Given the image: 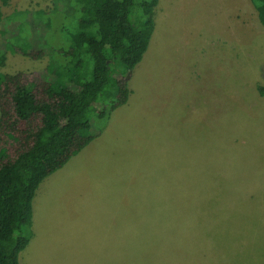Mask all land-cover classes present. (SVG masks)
I'll use <instances>...</instances> for the list:
<instances>
[{
	"label": "rangeland",
	"instance_id": "obj_1",
	"mask_svg": "<svg viewBox=\"0 0 264 264\" xmlns=\"http://www.w3.org/2000/svg\"><path fill=\"white\" fill-rule=\"evenodd\" d=\"M51 10L52 0L0 4L2 21ZM141 14L137 6L136 23ZM154 20L128 82V106L93 122V131L107 132L95 141L93 160L71 184L35 193L36 230L19 264H264V28L257 12L250 0H159ZM33 42L42 50L39 35ZM51 53L38 61L6 53L0 70L37 83ZM98 179L117 182L107 186L114 202L90 204L92 214L80 201ZM86 181L91 189L83 193ZM58 195L67 219L94 221L87 234L83 225L75 235L52 230Z\"/></svg>",
	"mask_w": 264,
	"mask_h": 264
},
{
	"label": "trees",
	"instance_id": "obj_2",
	"mask_svg": "<svg viewBox=\"0 0 264 264\" xmlns=\"http://www.w3.org/2000/svg\"><path fill=\"white\" fill-rule=\"evenodd\" d=\"M10 1L0 4L5 7ZM52 2L49 12L16 13L3 21L0 13V69L6 53L38 61L52 50L47 76L37 73V83L24 81L23 72L0 70V264H19L32 235V202L40 184L99 136L101 127L93 131L94 123L127 103L128 82L148 49L159 4ZM250 2L264 28V0ZM63 5L71 13L59 11ZM137 6L142 12L139 23ZM37 35L42 50L34 47ZM259 93L263 96L264 90L259 88Z\"/></svg>",
	"mask_w": 264,
	"mask_h": 264
},
{
	"label": "crops",
	"instance_id": "obj_3",
	"mask_svg": "<svg viewBox=\"0 0 264 264\" xmlns=\"http://www.w3.org/2000/svg\"><path fill=\"white\" fill-rule=\"evenodd\" d=\"M130 80H131V78H130ZM128 89H129V86H128ZM129 96H131L130 89H129ZM128 100H129V98H128ZM128 104H129V101H127V103L122 107H127ZM122 107H120V108L122 109ZM120 108H118V109H120ZM118 109H116V110H118ZM106 135H107V132H104L103 134L100 133L99 136L96 139H94L86 148H84L77 156L72 158L70 160V162L63 169H61L60 171H58L52 175V178H50V182H51L50 184H47V183H49L47 181L43 185L40 184L41 185V186H39L40 189L38 187L39 191H41V189H43V186H45V185H47V187H48V186H52L53 184H57L59 186V188H61L65 184H67V185L71 184V183H68L71 180V176L75 172H77L78 170H80L82 168L84 162H87V160H89V161L93 160V157L95 154L94 152H96L98 150L99 146L101 145V144L95 145V141L105 140ZM105 146H107V145H105ZM102 148H104L103 145L101 146L100 149H102ZM89 164L91 166H93L91 164V162H89ZM61 175L63 177L58 178V176H61ZM90 182L94 184L92 186V189L88 185L89 181H86L84 188H83V193H84V190L86 189V187L91 189V192H86V194H83L82 195L83 201H80V202L87 203L89 206H90V204H94V203L109 204V202H114V201H112L113 190H112V188H111V190H109L108 187H111V185L117 184V182L114 183L109 179H98V180L90 181ZM38 189H37V191H38ZM37 191H36V193L38 194ZM109 191H110V193L108 194L109 195V197H108L107 192H109ZM37 194H35L33 202H32V218L34 221H35V216H36V214H35V211H36L35 199H36ZM58 197H59V195L56 196L55 198H53L51 201L52 205H54L53 208L55 209L57 207L55 209V215L52 217V220H51L52 230L55 233H57L58 228L67 227L72 231V234L75 235L74 232L79 230L83 225L82 235L87 234L86 228H88L90 226V222H94V221L89 217H88V219H86V218H83L81 215H77V214H74L70 219H67L65 217V215L61 214V212H60L59 205H58V203H59ZM110 198H111V201H110ZM90 208H91V206H90ZM97 211H98V208H97V210H95V212H97ZM91 213H92V208H91ZM96 214L99 215L100 217H102L99 212ZM96 214L94 215V218L96 221H98L100 219H99V217L96 216ZM39 217H40V219L46 218L47 221H49V219H50V217H46L45 214H43L42 212L39 213ZM102 218L105 219V217H102ZM99 222L100 221H98L97 223L99 224ZM97 223H96V225H97ZM31 227H32L31 231L33 233L36 230V226L33 227V221H32ZM91 232L92 231L90 230L89 234ZM95 232H97V229ZM74 240H75V238H74ZM112 247L116 248V245H113Z\"/></svg>",
	"mask_w": 264,
	"mask_h": 264
}]
</instances>
